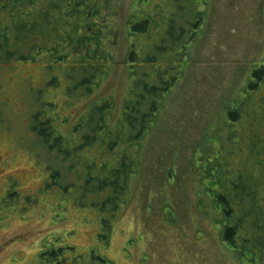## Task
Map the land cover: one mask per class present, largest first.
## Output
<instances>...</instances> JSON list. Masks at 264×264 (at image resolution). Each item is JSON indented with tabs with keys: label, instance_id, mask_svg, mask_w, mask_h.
<instances>
[{
	"label": "rangeland",
	"instance_id": "374dc122",
	"mask_svg": "<svg viewBox=\"0 0 264 264\" xmlns=\"http://www.w3.org/2000/svg\"><path fill=\"white\" fill-rule=\"evenodd\" d=\"M138 1L112 0L118 5L117 57L88 99L68 97L67 64L47 69L35 58L0 69V264H242L210 210L198 209L202 186L189 160L264 65V0H206L204 22L191 41L185 6L174 4L187 46L182 74L145 136L139 178L107 227L95 207L63 196L66 179L78 186L81 180L33 129L31 112L38 110L73 147V126L92 100L108 95L116 112L122 110L130 83L124 59L132 44L128 19ZM149 2L134 8L135 16L150 14ZM58 167L66 171L52 179L51 169ZM165 175L174 177L166 182Z\"/></svg>",
	"mask_w": 264,
	"mask_h": 264
},
{
	"label": "trees",
	"instance_id": "16d2710c",
	"mask_svg": "<svg viewBox=\"0 0 264 264\" xmlns=\"http://www.w3.org/2000/svg\"><path fill=\"white\" fill-rule=\"evenodd\" d=\"M140 1L134 8L143 7L144 0ZM113 2L0 0V69L35 58L47 69L67 64L68 69H62L69 79L65 92L68 97L78 93L88 99L87 94L111 73L117 57L118 5L113 7ZM165 3H170L168 10ZM176 3L185 6L187 38L191 41L197 36L206 16V0H151L152 12L137 16L133 8L127 28L132 44L124 56L130 83L123 108L116 112L108 95L92 100L72 127L73 147L52 132L47 116L31 112L33 129L44 145L58 149V160L66 161L68 170L81 180L78 186L72 177L66 179L63 196L81 207L84 203L95 207L104 228L131 194L143 163L145 136L155 127L182 74L187 46L184 28L172 10ZM51 81L57 82V75ZM212 129L207 140L197 142L189 160L202 186L197 193L198 209L210 210L223 240L242 264H264V65L254 70L223 123ZM63 170L51 169V178L61 177ZM171 178L164 176L166 182ZM86 196L93 198L85 201Z\"/></svg>",
	"mask_w": 264,
	"mask_h": 264
},
{
	"label": "flooded vegetation",
	"instance_id": "af4514ba",
	"mask_svg": "<svg viewBox=\"0 0 264 264\" xmlns=\"http://www.w3.org/2000/svg\"><path fill=\"white\" fill-rule=\"evenodd\" d=\"M46 183V181H44V184Z\"/></svg>",
	"mask_w": 264,
	"mask_h": 264
}]
</instances>
